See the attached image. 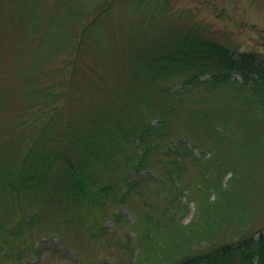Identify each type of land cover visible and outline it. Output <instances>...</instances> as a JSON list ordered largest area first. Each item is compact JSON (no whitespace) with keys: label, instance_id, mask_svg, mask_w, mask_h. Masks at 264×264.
<instances>
[{"label":"trees","instance_id":"trees-1","mask_svg":"<svg viewBox=\"0 0 264 264\" xmlns=\"http://www.w3.org/2000/svg\"><path fill=\"white\" fill-rule=\"evenodd\" d=\"M202 1L225 26L173 0H0V264L39 259L19 242L42 219L16 218L27 195L72 209L138 197L147 213L136 224L131 209L110 217L132 230L127 247L130 225L144 228L130 264H264V220L220 235L244 219L227 205L240 166L264 155V20ZM228 24L256 41L243 45ZM181 117L214 144L176 136ZM188 201L199 209L186 223Z\"/></svg>","mask_w":264,"mask_h":264},{"label":"rangeland","instance_id":"rangeland-1","mask_svg":"<svg viewBox=\"0 0 264 264\" xmlns=\"http://www.w3.org/2000/svg\"><path fill=\"white\" fill-rule=\"evenodd\" d=\"M173 1L176 6L196 8L207 20L216 22L215 25L217 27L225 26V23L228 22L227 20L222 22L216 19L215 13L209 8L211 6L206 5L202 0ZM214 1L219 8H224V10L230 13L244 14L250 16V18L256 17L264 20V12L260 11V5L252 3L250 0H239V10L235 7L234 0ZM228 25L232 30H236L239 33L240 36H237L241 39L243 45L254 43L258 37L257 33L251 30L240 29L236 24ZM10 113L11 110L9 109L6 115H10ZM175 124L177 126L176 136H187L189 139L191 138L199 143L204 149L214 144V141L212 142V135L209 132L197 128L194 123L185 120V118L181 117ZM221 151H224V149L221 148L215 154L217 155ZM225 151H227L226 147ZM186 181L193 185L201 183L199 167L191 168L190 173L186 177ZM232 185L237 187L238 195L231 196L230 198L233 203H228L227 205L230 208L234 207V209L236 207L237 212L235 214L239 218L244 217V219L242 223L239 222V219H233V223L224 226L220 234L224 238L231 237V235H239L243 231L241 225H246L249 221L259 220L261 222V220H264V155L257 158L255 167L251 170H247L246 164L243 163L239 168L238 180L233 181ZM196 193L194 196L196 198L206 197L207 191L203 186H200L196 190ZM40 202V200H36L30 197V195H27L25 196L23 204L18 207L16 212V218L23 215L26 216L32 211L37 210H40L42 213V219L36 225L28 227L26 233L19 238V242H27L35 245L40 250L39 259L38 261L36 260V264H97L102 261H108L111 264H130L133 262L131 248L133 249L135 245L142 241L139 237L144 232L143 226L136 227L130 225L138 233L132 236L133 239L130 248L126 245V240L128 239L127 230L129 231L130 228L128 227L129 229H127L121 225L114 227L115 221L110 217L118 208L128 214L132 211L134 214V222L133 219L132 222L136 224L135 219H141L147 213V210L143 207L138 197L133 196L129 200L127 204L128 208L124 204L118 206L117 204L111 203L104 208L89 207V209H72L67 207L58 208L59 206L51 202L42 205ZM188 202L190 212L186 218V223L195 217L196 211L199 209L197 202ZM206 209L210 210L212 214H215L214 206L207 207ZM201 213L202 211H200V215ZM224 213L229 216L231 215L228 210H224ZM198 218L199 216L196 219ZM76 220H78V224L75 223ZM12 221L14 220L8 218L9 223ZM102 224L113 227L114 230L102 238L93 237V230ZM149 227L151 228L152 226ZM56 230L59 234L55 233ZM42 235L45 236L42 237ZM63 241L64 247H62ZM17 245L18 243L15 242L13 246ZM30 257L34 256L31 254Z\"/></svg>","mask_w":264,"mask_h":264}]
</instances>
